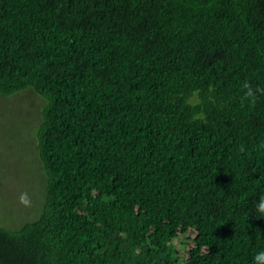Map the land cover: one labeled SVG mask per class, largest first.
I'll return each mask as SVG.
<instances>
[{
    "label": "trees",
    "instance_id": "16d2710c",
    "mask_svg": "<svg viewBox=\"0 0 264 264\" xmlns=\"http://www.w3.org/2000/svg\"><path fill=\"white\" fill-rule=\"evenodd\" d=\"M28 90L43 208L0 264H258L264 0H0Z\"/></svg>",
    "mask_w": 264,
    "mask_h": 264
},
{
    "label": "rangeland",
    "instance_id": "374dc122",
    "mask_svg": "<svg viewBox=\"0 0 264 264\" xmlns=\"http://www.w3.org/2000/svg\"><path fill=\"white\" fill-rule=\"evenodd\" d=\"M43 105L31 90L0 96V228L18 229L42 212L44 175L34 134Z\"/></svg>",
    "mask_w": 264,
    "mask_h": 264
},
{
    "label": "clouds",
    "instance_id": "9594fccd",
    "mask_svg": "<svg viewBox=\"0 0 264 264\" xmlns=\"http://www.w3.org/2000/svg\"><path fill=\"white\" fill-rule=\"evenodd\" d=\"M258 213L264 217V197H261L258 204L256 205ZM255 261L258 262V264H264V251H260L257 253L255 257Z\"/></svg>",
    "mask_w": 264,
    "mask_h": 264
}]
</instances>
